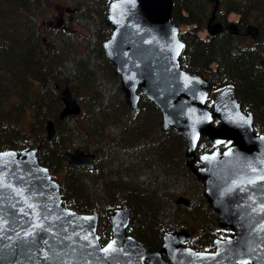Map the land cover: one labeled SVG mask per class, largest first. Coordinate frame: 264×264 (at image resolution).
Segmentation results:
<instances>
[{
  "label": "water",
  "instance_id": "obj_1",
  "mask_svg": "<svg viewBox=\"0 0 264 264\" xmlns=\"http://www.w3.org/2000/svg\"><path fill=\"white\" fill-rule=\"evenodd\" d=\"M217 2L206 24L211 33L222 27L212 20ZM172 5L173 0H108L104 18L110 27L102 51L129 109L144 95L160 111V130L179 129L187 141L184 162L202 182L217 224L230 232L213 235L212 249H200L188 243L186 228L169 226L158 247H151L126 229L131 210L123 201L106 211L110 233L103 242L97 209L68 205L61 182L37 157L39 145L27 142L0 148V264H264V131L255 128L234 84L213 86L210 75L181 64L186 43ZM229 25L237 29L234 20ZM58 92L60 116L79 111L67 86ZM44 125L52 139L53 119ZM203 135L214 146L197 151ZM92 154L80 146L63 152L76 167L92 165ZM176 201L188 199L179 195Z\"/></svg>",
  "mask_w": 264,
  "mask_h": 264
},
{
  "label": "trees",
  "instance_id": "obj_2",
  "mask_svg": "<svg viewBox=\"0 0 264 264\" xmlns=\"http://www.w3.org/2000/svg\"><path fill=\"white\" fill-rule=\"evenodd\" d=\"M98 1L104 8L108 0ZM39 2L40 0H0V147L20 145L24 140H29L28 136L32 135L36 138L35 142L41 141L38 158L42 163L48 164L49 168H54V164H59L64 158L62 156L64 151L57 150L61 146L55 145L56 137L60 138L64 133L60 124L64 117L59 114L63 103L54 83H57L60 88L67 86L76 96L80 105L79 110L82 108L84 111L88 110L90 122L95 125V130L90 132L93 135L100 132L98 128H101L102 132L107 131L105 124L116 120L115 113L126 111L129 107L123 97L119 96L115 103L118 110L115 112L108 110L101 100L103 96L101 90L88 79L90 73L94 71L86 64L83 65L86 69L85 80L81 78L74 84L67 79L66 85L61 86L55 70L63 59L57 57L54 51L51 53L47 51L42 39L45 35L38 36L36 32L39 28L32 18ZM91 3L92 0H75V4L80 9L82 5H91ZM222 5L225 6L224 10L221 9ZM218 9L225 12L238 11L242 19L256 18L254 23L256 22L261 28L264 38V0H224V4H220ZM207 10L206 0H173L172 19L181 24V36L186 43L181 51L180 62L191 71L209 74L213 85L225 81L232 82L243 105L254 111L255 121L264 125V68L260 65L264 63V48L260 45L254 46L249 40L241 44L240 38L236 37V31L232 29H221L201 35L199 30L204 27ZM106 60L110 65L108 57ZM82 70L79 66L74 71L73 80L77 75L81 76ZM140 98L156 106L144 95H140ZM139 103L135 110L138 109ZM139 114L131 116L123 140L125 143L130 142V145L142 147L140 145L145 143L140 142L141 136L148 133L147 129L153 125V122ZM48 118L53 119L56 125L52 139L42 136L44 124ZM161 131L156 139L148 142L150 147L147 150L151 149L146 155V160L143 159L149 164L153 160L156 163L168 162L169 164L173 161L178 168L187 170L184 164L187 141L176 127ZM212 145V141L203 136L198 142V148L201 149H207ZM124 149L128 150V147ZM182 152L184 153L183 161ZM176 157L179 160H176ZM96 161L99 162L96 163ZM104 164L98 158L93 168L86 167L92 172L89 176L102 180L100 186L108 193L104 207L110 208L117 205L119 200L116 195L122 193V197L131 208L130 220L127 224L128 231L146 245L158 247L160 234L166 226L157 217L160 208V195L156 193L157 188L143 185L139 181L123 179L121 175L114 172L105 178ZM69 167L73 170L79 169V166ZM126 169L133 171L137 167ZM69 177L63 181V184L61 183L67 204L87 210L90 200L84 188L85 182L79 181L76 184L74 177L72 179ZM66 190L69 192H65ZM81 196L86 204H82L84 201L79 202ZM195 206L198 210L203 209L202 215H207L204 226H200L198 231L209 235V238L207 240L204 237L193 238L192 241L196 243V247H208L211 235L216 231V218L211 214L208 206L200 203ZM187 217L188 215L185 214L180 221L182 228L187 229L189 225H192V221L189 222Z\"/></svg>",
  "mask_w": 264,
  "mask_h": 264
},
{
  "label": "rangeland",
  "instance_id": "obj_3",
  "mask_svg": "<svg viewBox=\"0 0 264 264\" xmlns=\"http://www.w3.org/2000/svg\"><path fill=\"white\" fill-rule=\"evenodd\" d=\"M206 3L208 10L203 23L204 27L199 30L201 35L207 34L205 29L206 18L211 12L213 0H206ZM104 8H102V4L98 0H92L91 5H82L81 9L75 4V0H40L38 8L34 12L35 14H32V18L36 21L39 28L36 32L38 36L45 35V38L42 39L47 51L49 53L54 51L57 57L63 59L55 70L58 76L57 79L61 81V86L66 85L67 79L73 81L74 84L78 83L81 78L85 80L86 69L84 64H86L87 67L94 71L90 73L88 79L93 82L95 87L101 90L103 95L101 100L106 104L105 106L108 110L115 112V110H118L115 106L116 99L122 96V90L119 87L120 78L114 74L112 63L109 65L101 47L103 35L109 31L110 27L104 18ZM224 8L225 6L222 5L221 9L224 10ZM236 16L235 11L228 14L229 19H233ZM247 40L249 39L246 37L239 39L241 44ZM79 66L83 69L80 72L81 76L77 75L73 80L72 75ZM137 113H140V116H145L151 123L153 122V125L147 129L148 133L141 136L140 142L145 143L140 145L142 147H138L139 145L135 144L130 145V142L125 143L123 140V136L127 133L126 128L131 116ZM115 117L116 120L114 122L111 121L105 124L107 125V131L102 132V129L98 128L100 132L93 135L90 132L95 130V125L90 122L88 110L84 111V108H82L76 113L65 114V117L60 121L64 133L61 134L60 138L56 137L55 140V145L61 146L57 150L65 151L80 146L84 149L90 148L96 151L95 160L99 158L105 163V178L108 177V174L114 172L117 175H121L123 179L139 181L143 185L147 184L151 188H157L156 193L160 195V208L157 217L161 219L166 228L169 226L182 228L180 221L186 214L188 215L187 219L190 220L189 222L192 221V225L187 228L188 230L191 228V237H194V239L204 237L207 240L209 235L198 231L200 226H204L203 223L204 220H207V215H202L203 209L198 210L195 204L198 205L200 203L203 206H208L215 218L216 214L212 206L207 204L205 195L202 193V182L190 171L186 163L184 164L187 170L178 168L175 166L176 162L173 161H170V164L168 162L156 163L153 162L154 160L150 164L145 162L146 155L151 149L147 150L150 147L148 142L150 143L153 139H156L158 134L162 132L158 123L160 117L159 109L153 104L147 103L144 98H140L137 110L128 108L126 111H118L115 113ZM214 122L216 123L217 119H214ZM255 122L258 130H264V125L259 124L257 121ZM45 133L46 130L44 129L42 136H45ZM28 137H30L29 140H24L17 146H22L27 142L31 145L38 144L37 152L39 153L41 141L35 142L36 138L32 135ZM127 147L129 151L124 149ZM62 156L64 157L63 160L61 159L59 164H54L55 167L50 168L51 172L62 184L64 180H67L68 176H70V179L74 177L76 184L79 181L85 182L84 188L89 194L88 199L90 200L87 210H91V208L99 210L98 230L101 240H104L109 234V221L106 216L107 208L104 207L108 193L100 186L102 180L100 178L97 180L95 176H89L92 172L86 167L79 166V169L73 170L69 167L71 165L67 164L66 157L63 154ZM183 157L184 153L182 152V161ZM176 160L179 159L176 157ZM98 162L96 161V163ZM133 166L137 167V169L133 171L126 169ZM65 192L68 193L69 191L66 190ZM121 194L116 195L119 202L125 201ZM179 195L187 197V203L176 201ZM81 201H84L82 196L79 202ZM82 204H86V202L84 201ZM218 232L222 234L226 232V229L222 228ZM192 238L190 240L191 243H193Z\"/></svg>",
  "mask_w": 264,
  "mask_h": 264
},
{
  "label": "flooded vegetation",
  "instance_id": "obj_4",
  "mask_svg": "<svg viewBox=\"0 0 264 264\" xmlns=\"http://www.w3.org/2000/svg\"><path fill=\"white\" fill-rule=\"evenodd\" d=\"M220 4H224V0H218L215 15L213 16L212 20H217V21L221 22V24H222L221 29H227V30L232 29L231 26L229 25V22L234 20L236 22V26H237V29L234 30L237 33L236 37H239V38H245L246 37L247 39H249L252 42V44H254V46L260 45L262 48H264V38L262 37L261 28L256 24V22L254 23L256 18L255 19L254 18L253 19H245V18L242 19L240 17L239 12L233 10L236 12L237 16L233 19H229L228 14L230 12H233V11H229V12L220 11V9H218ZM260 60H262V58ZM260 65H261V67L264 68V63L260 64ZM55 127H56V125H55ZM85 150H87V151L90 150L93 152V154L91 156V160H92L93 164L88 166V168L89 167L93 168L95 158L97 156L96 151L91 150L90 148H85Z\"/></svg>",
  "mask_w": 264,
  "mask_h": 264
},
{
  "label": "snow or ice",
  "instance_id": "obj_5",
  "mask_svg": "<svg viewBox=\"0 0 264 264\" xmlns=\"http://www.w3.org/2000/svg\"><path fill=\"white\" fill-rule=\"evenodd\" d=\"M112 248V245L109 244L107 248L103 249V251L108 252Z\"/></svg>",
  "mask_w": 264,
  "mask_h": 264
}]
</instances>
